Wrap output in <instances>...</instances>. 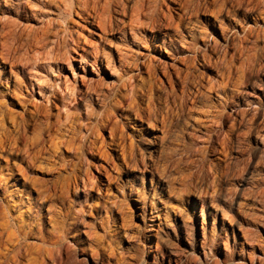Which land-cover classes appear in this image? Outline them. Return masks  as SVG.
Segmentation results:
<instances>
[{"label":"rangeland","instance_id":"374dc122","mask_svg":"<svg viewBox=\"0 0 264 264\" xmlns=\"http://www.w3.org/2000/svg\"><path fill=\"white\" fill-rule=\"evenodd\" d=\"M13 1L0 0V31L21 30L23 38L29 31L30 43L23 39L9 60L12 34L0 33L1 108L33 114L43 100L51 132L64 129L71 116L96 129L104 112L107 124L98 133L116 141L113 151L105 143L115 164L99 156L86 171L85 164L78 168L77 184L73 163L61 171L48 168L56 145L46 131L40 150L31 149L37 158L30 168L12 160L17 180L10 188L23 206L15 210L17 220L39 190H51L56 223L46 227L64 237L58 245L41 244L51 246L53 254H43L47 264H264V0H93L97 6L92 0H25L24 15L1 12ZM52 20L58 36L50 38L63 45L54 50L59 61L37 67V57L46 56L37 34ZM109 21L112 29L105 28ZM244 29L249 39L242 42ZM34 73L46 77L45 94L29 85ZM232 96L234 102L223 106ZM136 109H150L153 120L138 125ZM220 110L224 123L217 121ZM113 124L124 127L125 141L123 128ZM156 135L162 138L152 145ZM2 149L5 159L8 147ZM83 207L91 234L77 241L73 229ZM203 227L210 239L201 247ZM149 231L159 242L156 253L147 249Z\"/></svg>","mask_w":264,"mask_h":264},{"label":"bare ground","instance_id":"6f19581e","mask_svg":"<svg viewBox=\"0 0 264 264\" xmlns=\"http://www.w3.org/2000/svg\"><path fill=\"white\" fill-rule=\"evenodd\" d=\"M44 1V0H43ZM46 1V0H45ZM51 1V0H50ZM84 1V0H83ZM87 1V0H86ZM91 0H89L90 2ZM99 1V0H98ZM97 1V2H98ZM115 1V0H114ZM113 1V2H114ZM123 1V0H122ZM129 1V0H127ZM143 1V0H142ZM27 1L25 0H15L13 1L12 3H8V5H5L4 7V10L1 11V12H6V11H10V12H16L19 16H22L24 15L25 13L24 12H27V6H28V3H26ZM30 2V0H29ZM93 2V0L91 1V3ZM96 2V1H94ZM93 2V3H94ZM97 2H96V6H97ZM118 2H120L118 0ZM116 1V5L118 3ZM52 3V2H51ZM80 3V2H79ZM86 3V6H87V3L88 2H85ZM90 3V4H91ZM92 3V4H93ZM99 3V2H98ZM122 3V2H121ZM112 4V3H111ZM115 4V3H114ZM120 4V3H118ZM124 4V3H123ZM123 4L121 6L118 5V7H121V9L123 8ZM84 5V4H83ZM107 5V4H106ZM126 5V4H125ZM30 8H34V7H31V5H29ZM56 6V4H55ZM89 6V5H88ZM87 6V7H88ZM91 6V5H90ZM93 6V5H92ZM95 6V7H96ZM100 6V4L98 5ZM109 6V5H108ZM138 6V5H137ZM86 7V9H87ZM106 7V6H104ZM117 7V8H118ZM65 8H68L67 6ZM64 8V9H65ZM84 8V6H83ZM89 8H93V7H89ZM112 8V7H111ZM109 8V9H111ZM116 10H119L117 9ZM126 7L124 6V9L120 10V11H123V13L127 12ZM29 9V8H28ZM86 9H85V12H86ZM95 9V8H94ZM102 9V8H101ZM108 9V8H107ZM105 9V11L107 10ZM114 9V8H113ZM137 9V8H136ZM1 10V9H0ZM37 10V9H36ZM42 10V9H41ZM40 10V11H41ZM92 10V9H91ZM96 10V9H95ZM94 10V12H95ZM103 10V9H102ZM39 11V12H40ZM68 11V10H67ZM88 11V10H87ZM98 11V10H97ZM115 11V10H114ZM119 11V12H120ZM137 11V10H136ZM31 12V11H30ZM36 12V11H35ZM42 12V11H41ZM93 12V13H94ZM38 13V12H37ZM97 13V12H96ZM100 13V12H98ZM97 13V14H98ZM103 13V12H102ZM102 13H101V16H102ZM105 13V12H104ZM103 13V14H104ZM124 13V14H125ZM106 14V13H105ZM104 14V15H105ZM108 14H109V11H108ZM107 14V15H108ZM122 14V15H124ZM92 15V14H91ZM90 15V16H91ZM106 15V16H107ZM110 15V14H109ZM7 16V15H6ZM5 16V18H6ZM94 15H92V18L93 20L95 19L93 17ZM100 16V15H99ZM105 16V18H107ZM131 16V15H130ZM30 17V16H29ZM110 17V16H109ZM10 18V17H9ZM99 18V17H97ZM101 18V17H100ZM104 18V17H102ZM154 18V17H153ZM8 19V18H6ZM110 19V18H109ZM108 19V20H109ZM152 19V18H151ZM4 20V19H3ZM11 20V19H10ZM54 20V19H53ZM52 22H48L47 25L45 26V28L42 26V28H40L39 30V34H37L39 37V42H41L42 46L39 45L40 47H42V53L46 52V56L42 57L40 53V56L41 57H37V63L35 64L37 67L41 66V67H45L47 65L51 66V64L49 63L50 60L52 61H55V59L57 60L59 56H57V54L54 53V50L55 49H59V46H63L61 45L62 43H60L57 39L56 40H53L51 39L50 37H53V35L55 37H57L58 35V30L55 28V21ZM96 20V19H95ZM118 20V19H117ZM9 20H5V22L7 23ZM104 21V20H103ZM106 21V20H105ZM104 21V22H105ZM0 22H2V20L0 19ZM12 22V20H11ZM13 23L15 22H12V25ZM4 24V23H3ZM2 24V25H3ZM11 24V23H10ZM8 23V26H4L6 24H4V28H8L11 27L12 25H10ZM107 24V25H106ZM105 24V28L106 29H112L111 28V21L109 22H106ZM1 25V24H0ZM14 25H17V23H15ZM109 25V26H108ZM100 26V25H99ZM1 27V26H0ZM41 27V26H40ZM21 28V27H20ZM44 28V29H43ZM2 29V28H1ZM10 29H13V28H10ZM15 29V28H14ZM63 29V28H62ZM114 29V28H113ZM4 30H7V29H4ZM26 30V28H25ZM12 31H14L12 33ZM28 31V30H26ZM33 31V29L31 30ZM38 32V30H36ZM60 31V30H59ZM70 31V30H69ZM248 29H244L243 30V36H242V39L241 41L243 42L244 40H246L248 38V35L247 32ZM251 31V30H250ZM2 31H0L1 33ZM8 32H11L12 34V44L10 45L11 46V50H10V53L8 54V58L9 60H13V58H16L14 57V55L12 56L13 53L16 52V50L23 44V39L25 41H27V38L29 39V31L26 32L28 37H24V35H22L21 33V30L19 32V30L15 31V30H10ZM24 32V31H23ZM35 32V31H34ZM36 32V33H37ZM5 34V31L2 32L1 34ZM25 33V34H26ZM35 33V34H36ZM62 33V32H61ZM7 34V33H6ZM5 34V35H6ZM10 34V33H8ZM7 34V35H8ZM10 34V35H11ZM24 34V33H23ZM31 34H34V33H31ZM30 34V35H31ZM34 34V35H35ZM1 36V35H0ZM4 37V35H2ZM9 36V35H8ZM7 36V37H8ZM26 36V35H25ZM6 37V38H7ZM11 37V36H10ZM33 37V35L31 36V38ZM2 38V37H1ZM62 38V36L60 37ZM11 39V38H9ZM8 39V40H9ZM34 39V38H32ZM31 39V41H32ZM64 39V38H63ZM249 39V38H248ZM7 40V39H6ZM36 40V39H34ZM65 40V39H64ZM10 42V43H11ZM28 42V41H27ZM59 42V43H58ZM63 44L65 43L64 41H62ZM225 42L226 44L228 43L227 42V37L225 38ZM26 43V42H25ZM29 43H30V39H29ZM34 43V42H32ZM35 43H38L35 42ZM51 43V44H50ZM50 44V46H49ZM58 46V47H57ZM7 47V46H6ZM9 47V46H8ZM5 49V48H4ZM61 49V48H60ZM9 50V49H8ZM6 50V51H8ZM5 51V52H6ZM9 52V51H8ZM58 52V51H57ZM60 53V51H59ZM16 54V53H15ZM44 55V54H43ZM250 57V56H249ZM248 57V58H249ZM223 58V57H222ZM221 59V58H220ZM225 60V58H224ZM59 61V59H58ZM221 61H223V59H221ZM234 61V60H233ZM57 62V61H56ZM143 62V61H142ZM150 67V66H149ZM44 69V68H43ZM151 69V68H150ZM222 73V71H221ZM34 76H36V80L35 82L32 84L31 82L29 83L30 86L34 85L37 87V89L39 90V92H41L42 94H45L46 92V86L49 87V84L47 82V79L46 80H43L45 79L46 77H41L40 75H36V73H34ZM34 78V77H33ZM246 78H247V75H246ZM32 81V80H31ZM247 79L244 80L242 83H246ZM28 82V81H27ZM46 84V86H45ZM242 85V84H241ZM237 89V88H236ZM52 94H55L56 95V92L53 90L52 91ZM231 96V95H230ZM234 97L235 96H232L231 98L229 99H226L225 100V103L223 102V106L227 105V104H231L234 102ZM236 98V97H235ZM43 99V97H42ZM47 99V98H46ZM45 99V100H46ZM2 101V100H1ZM43 101V100H42ZM40 100V104L38 105L37 104H34L33 105V114H28L29 111H24L23 113H16L14 112V110L11 111V109L9 111H6L4 109L1 108V104L3 102H0V152L3 150L2 148H6L8 147V153L4 158L0 157V264H47V262L45 261V259L43 258V254H45L46 250H49L51 251V246L50 245H58L61 243L64 235L62 233H60L59 231H57L55 229V226H51V230L47 229L48 227H46V223L47 221H53L54 224L56 223V220H55V214L52 212V210H54L55 208H53L52 204H51V190L48 191L47 188H44L39 190L38 193H37V196L34 197V198H31L27 201V205L24 207V210H22V217L23 219L21 220H17L16 219V214H15V210H17V208H21L23 206H21L20 204V196L18 195V192L11 189L10 186H11V183L14 181V180H17L16 176H15V166L13 165L12 160H19L20 162H25V166L26 168H30L31 165L34 163V159L35 157L37 158V156H35V151L36 150H40V146L44 143V138L47 134V138L50 140V139H54V143H55V150L53 151V153L51 154L50 152V155H47L49 157V159H47L49 162H50V166L48 168H51L52 170H58V171H61L62 168H67L68 165H70L69 163H73L74 164V171H76V173L74 171L72 175H74V183H76L79 179H80V172H79V169L80 166H83L85 164V171H86V168L89 167V166H92L95 162V160L100 156L102 157V159L105 161V160H110L112 157L111 155L109 156V151L108 153H106L105 151V138L101 136V133H98V130H102L105 128V113L103 112V115L98 117L99 119L97 120V122L93 125L95 126L96 129H94V127L92 126H89L88 124L85 126V123L83 125H80L81 122L79 123V118L78 117H73L71 116V120H68L67 122V126L60 130V131H54V132H51V126L53 125V121L51 123H47L49 121L46 122L47 118H48V109H47V106L46 105H43V102ZM142 101V100H141ZM42 102V104H41ZM46 102H48V100H46ZM45 102V104H46ZM148 103V102H147ZM220 103V101H219ZM37 105V106H36ZM51 106V105H50ZM49 106V107H50ZM135 106V104H134ZM149 108V107H148ZM131 109V108H130ZM131 111V110H130ZM27 112V113H26ZM31 112V110H30ZM123 112V111H122ZM136 118H137V123L138 125H143L142 122L144 121H151V119L153 120V114L150 113V109L148 110H139V109H136V110H133ZM101 115V114H100ZM99 116V115H98ZM110 116V114L107 115L106 119H108ZM35 117H37L35 119ZM112 117V116H111ZM123 117L125 118H128L129 115H128V112L125 111L123 113ZM155 117V116H154ZM262 117H264V111L262 113ZM218 118H219V121L224 123L225 121V114L223 111H218V114H217V121H218ZM235 118V117H234ZM69 119V118H68ZM113 120V118H112ZM129 119H126V121H128ZM236 120V119H235ZM235 120L231 121V129H235L236 128V125L237 123L235 122ZM109 121V120H108ZM56 122V121H54ZM88 122V120H87ZM112 122V121H111ZM115 122V121H113ZM34 124V128H33V135L32 136H29L27 135V128L31 125ZM47 123V124H46ZM83 123V122H82ZM89 123V122H88ZM91 123V121H90ZM126 123V122H125ZM153 123V122H152ZM151 123V124H152ZM66 124V123H64ZM63 124V125H64ZM107 124V123H106ZM116 124V123H115ZM36 125V126H35ZM114 125V124H113ZM43 126H45L46 128H43ZM62 126V125H61ZM82 126L84 127V129H82ZM109 126L111 127H108L110 130L109 132L112 133V129H113V126H112V123L110 125L109 123ZM115 126V125H114ZM118 126V125H116ZM115 126V127H116ZM154 126V125H153ZM157 126V125H155ZM114 127V129H115ZM56 128V127H55ZM59 128V126H58ZM117 128H123L122 130H119V131H123L124 130V127H116ZM154 128V127H153ZM115 129V131H116ZM30 130V129H29ZM97 130V131H96ZM46 131V132H45ZM125 131V130H124ZM124 131L120 133V138L121 140H124L123 138V135H126V133L124 134ZM44 132L46 133L44 135ZM117 132V131H116ZM123 133V134H122ZM114 134V133H113ZM44 135V136H43ZM112 135V134H111ZM116 135V134H115ZM162 135H163V131H162ZM162 135L161 136H155L152 141V145L155 144V142L157 143L158 141H160V139L162 138ZM104 136V135H103ZM118 137V135H116ZM125 137V136H124ZM104 138V139H103ZM114 138V137H113ZM111 138L109 139V141L107 142V145L106 147H109V149H111L112 151L114 150V146L116 144V141ZM118 138V140L120 139ZM47 141V140H46ZM120 141V140H119ZM125 141V140H124ZM49 141H47L48 143ZM131 142V140L129 141ZM128 142V143H129ZM45 143V144H47ZM50 143V142H49ZM120 143V142H118ZM117 143V144H118ZM122 143V142H121ZM53 144V141L51 143V145ZM123 144V143H122ZM127 144V143H126ZM133 144V142H132ZM50 145V147H51ZM128 145V144H127ZM125 145V146H127ZM25 148H23V147ZM118 146V145H117ZM119 146H121L119 144ZM155 146V145H154ZM39 147V149H38ZM52 147H54V144L52 145ZM130 147V145H129ZM134 147V146H133ZM132 147V149H133ZM34 149V151L31 149ZM44 148V147H43ZM42 148V149H43ZM124 148V145L121 146V150H122V158L125 156H127L125 154V152L127 151L126 148V151L123 149ZM128 148V147H127ZM2 149V150H1ZM51 149V148H50ZM46 150V149H45ZM155 150V149H154ZM21 151H24V152H21ZM43 151V150H42ZM49 151V150H47ZM3 152V151H2ZM24 153L25 157L21 156V154H17V153ZM40 151H37V154L39 153ZM46 152V151H45ZM130 152V151H129ZM132 152V151H131ZM127 153V152H126ZM36 154V155H37ZM134 154V153H133ZM43 155V154H42ZM41 155V156H42ZM125 155V156H124ZM130 155V154H129ZM70 156V158H69ZM44 155L41 157L43 158ZM111 157V158H110ZM39 158V156H38ZM114 158V157H113ZM112 158V160H113ZM40 160V159H39ZM44 160V159H43ZM2 161H4V163H2ZM111 161V160H110ZM47 162V161H46ZM107 162V161H106ZM113 163V161H111ZM115 164V163H113ZM21 165V164H20ZM95 165V164H94ZM19 166V165H18ZM72 166V165H71ZM63 169V170H64ZM70 169V168H69ZM72 169V168H71ZM68 170H66L67 172ZM26 174V173H25ZM67 178L69 176H66ZM65 178V177H64ZM66 179V178H65ZM70 179H71V176H70ZM68 180V179H67ZM109 182V181H108ZM77 184V183H76ZM52 188V187H51ZM54 189L56 188H53V191H55ZM61 189V188H60ZM56 192V191H55ZM62 192V191H61ZM65 193V191H64ZM64 193H62L63 195H65ZM54 194V193H53ZM58 194V193H57ZM60 194V195H62ZM59 195V194H58ZM55 196V195H53ZM57 196V195H56ZM102 198V196H101ZM55 199V198H54ZM99 202V201H98ZM97 203V202H95ZM126 204V203H125ZM104 204H101V206H103ZM90 206V205H89ZM100 207V206H99ZM98 207V208H99ZM104 207V206H103ZM53 208V209H52ZM82 208V207H81ZM84 208V207H83ZM89 209V208H88ZM88 209H81L80 210V215L77 216V220L75 221V224H74V233H73V236L74 238L77 240V241H82L83 238H84V235H87L89 234V230H87L86 228H88L89 226L86 225L85 222H87L86 220H84V213L88 210ZM91 209V207H90ZM94 209V208H92ZM76 213V212H75ZM66 216V215H65ZM76 216V215H75ZM90 225V224H89ZM93 225V224H92ZM205 227V226H204ZM202 229V233H203V239L201 241V247L203 245L206 244V242H208V238L207 237V232H206V229ZM70 228V227H69ZM90 228V227H89ZM88 228V229H89ZM86 229V230H85ZM125 229V228H124ZM150 229V228H149ZM222 229V228H221ZM49 233H52V235L48 234ZM133 231V230H132ZM157 231V230H156ZM62 232V230H61ZM95 232V231H94ZM118 232V231H116ZM138 232V231H137ZM154 232V231H153ZM109 233V232H108ZM131 233V232H130ZM135 233V231H134ZM155 233V232H154ZM91 234V233H90ZM89 234V235H90ZM93 234V233H92ZM107 235V234H106ZM111 235V233H110ZM131 235V234H130ZM129 235V237H130ZM136 235V234H135ZM140 235V233H139ZM138 234L136 236H139ZM114 236V235H113ZM91 237H93V235H91ZM110 237V236H109ZM131 237H135L134 234L133 236ZM219 237H220V234H219ZM132 238V239H133ZM146 238H147V245H148V252L152 253H156L158 250H159V242L157 240V237L155 236V234L153 233H150V231L146 234ZM90 239V238H89ZM135 239V238H134ZM140 239V236L139 238ZM213 240H215L217 243H218V240L219 238H217V236H215L214 238H212ZM107 240V239H106ZM136 240V239H135ZM64 241V240H63ZM69 241V240H68ZM139 241V240H138ZM66 242V241H65ZM103 242V241H102ZM109 241L107 240V243ZM136 242V241H135ZM141 242V241H139ZM49 244V249H45V248H42V245L41 244ZM72 244V243H71ZM95 244V243H94ZM106 244V243H105ZM144 244V243H143ZM221 244V243H220ZM74 245V244H73ZM111 244L109 243V246L108 247H111L110 246ZM208 245V244H207ZM46 246V245H45ZM71 246V245H70ZM76 246V245H75ZM93 246V245H92ZM92 246L90 248H92ZM106 246V245H105ZM54 247V246H53ZM59 248V247H58ZM105 248V247H104ZM113 248V247H112ZM43 249H45L43 251ZM68 249V248H67ZM94 249V248H93ZM58 250V249H57ZM56 250V251H57ZM120 250V249H118ZM215 250H219V246L216 244V247H215ZM60 251V250H59ZM66 251V250H65ZM122 251V250H121ZM137 251V250H136ZM139 251V250H138ZM165 251V250H164ZM204 251V250H203ZM91 252H92V249H91ZM118 252V251H117ZM52 253V251H51ZM55 253V252H54ZM120 255H124V254H121L120 252H118ZM125 253V252H124ZM128 253V252H127ZM140 253V252H139ZM50 254V253H49ZM53 254V253H52ZM97 254V253H96ZM118 254V255H119ZM129 254V253H128ZM132 254V253H131ZM46 255V254H45ZM44 255V256H45ZM119 255V256H120ZM126 255V254H125ZM136 255V254H135ZM58 256V255H56ZM128 256V255H127ZM132 256V255H130ZM46 257H49V256H46ZM61 257V256H59ZM58 257V258H59ZM129 257V256H128ZM133 257V256H132ZM50 258H52L50 256ZM49 258V259H50ZM54 258H57V257H54ZM119 259H122L119 258ZM53 260V259H52ZM67 260V259H66ZM65 260V261H66ZM122 260H125V261H128L126 260V258L122 259ZM120 260V262L122 261ZM56 261V259L54 260ZM53 262V261H52ZM60 262V261H58ZM64 262V261H63ZM67 262V261H66ZM94 264H105L103 262H97L96 260L93 261ZM118 262V261H117ZM83 263V262H82ZM122 263V262H121ZM131 263V262H130ZM54 264V262H53ZM61 264V263H60ZM123 264V263H122ZM126 264V263H125Z\"/></svg>","mask_w":264,"mask_h":264}]
</instances>
